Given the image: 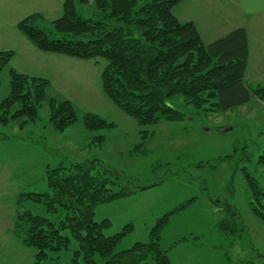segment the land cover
<instances>
[{"label": "rangeland", "instance_id": "obj_1", "mask_svg": "<svg viewBox=\"0 0 264 264\" xmlns=\"http://www.w3.org/2000/svg\"><path fill=\"white\" fill-rule=\"evenodd\" d=\"M63 2L0 0V50L16 52L11 66L19 72L49 79L48 97L69 99L77 115L73 125L58 131L50 122L45 102L38 119L24 128L15 121L0 124V264H33L34 249L23 245L14 232L16 198L22 192L47 191V167L62 162L67 166L94 164L96 170L117 181L110 184L115 191L123 186H149L96 207L95 219L111 222L107 235L132 223L134 228L119 249L148 241L158 219L181 206L162 232V246L189 238L203 246L201 250L214 254H184L186 264L197 260L199 264H264V221L253 212L245 175L249 172L264 191V165L258 162L264 154V102L253 95L231 110L205 112L178 96L171 104L185 114L183 120L142 126L103 92L105 59H75L40 51L17 29L20 20L34 13L42 16L36 25L53 29L52 21L63 14ZM78 11L93 16L95 8L81 5ZM254 55L245 78L250 87H256L257 79L264 83V61ZM0 80L1 102L10 91L8 69ZM89 113L113 126L87 129L84 119ZM22 209L56 217L44 204L31 200L24 201ZM228 216L238 223L235 241L218 228ZM65 234L70 235L69 230ZM77 248L78 242L71 238L69 248L60 253L61 264H72Z\"/></svg>", "mask_w": 264, "mask_h": 264}, {"label": "trees", "instance_id": "obj_2", "mask_svg": "<svg viewBox=\"0 0 264 264\" xmlns=\"http://www.w3.org/2000/svg\"><path fill=\"white\" fill-rule=\"evenodd\" d=\"M181 1L64 0L63 14L52 21L53 29L36 25L42 17L38 13L20 20L17 29L40 51L75 59H105L103 92L142 126L183 120L185 114L171 104L178 96L205 112L231 110L253 95L264 102V86L250 87L245 80L250 54L247 30L237 28L206 44L194 21L181 22L175 15L174 8ZM81 5H93V16L80 14ZM15 54L12 49L0 50V78L6 69L10 75L9 94L0 102V124L15 121L24 128L38 119L40 107L47 102L54 129L64 131L73 125L77 121L73 103L48 97L49 79L12 67ZM84 123L89 130L113 126L93 113L85 115ZM95 138L104 140L103 136ZM258 162L264 165V154ZM45 175L47 191L22 192L14 217L15 234L35 251L33 264H61L60 253L69 248L71 238L78 242L72 264H172L170 248L162 246V232L181 206L158 219L148 241L119 249L133 230L132 223L107 235L111 222L97 221L96 207L149 186H123L115 191L110 184L117 181L91 163L67 166L62 162L48 166ZM245 175L253 212L264 221V191L249 172ZM26 200L44 204L56 217L22 209ZM218 228L234 236L232 241L238 238V223L232 216L221 220ZM67 230L70 235L65 234ZM185 240L189 238L176 243Z\"/></svg>", "mask_w": 264, "mask_h": 264}, {"label": "crops", "instance_id": "obj_3", "mask_svg": "<svg viewBox=\"0 0 264 264\" xmlns=\"http://www.w3.org/2000/svg\"><path fill=\"white\" fill-rule=\"evenodd\" d=\"M174 13L181 22L194 21L206 44L244 27L248 33L250 46L245 78L249 73L253 53L256 58L264 61V0H182L175 6ZM255 82L264 86L261 79ZM176 242L169 246L172 264H186L187 259H183V255L189 256L193 251L209 253L210 257L214 255L213 251L201 250L203 246H198L190 239ZM201 260L205 262L206 259ZM196 264H199L198 260Z\"/></svg>", "mask_w": 264, "mask_h": 264}]
</instances>
